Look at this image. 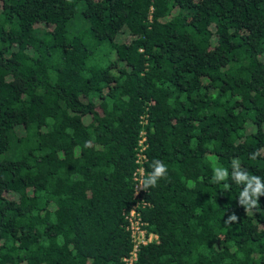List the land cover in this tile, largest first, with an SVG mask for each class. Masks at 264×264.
Here are the masks:
<instances>
[{"label":"trees","instance_id":"trees-1","mask_svg":"<svg viewBox=\"0 0 264 264\" xmlns=\"http://www.w3.org/2000/svg\"><path fill=\"white\" fill-rule=\"evenodd\" d=\"M140 115L134 264H264V0H0V264H124Z\"/></svg>","mask_w":264,"mask_h":264},{"label":"built area","instance_id":"built-area-1","mask_svg":"<svg viewBox=\"0 0 264 264\" xmlns=\"http://www.w3.org/2000/svg\"><path fill=\"white\" fill-rule=\"evenodd\" d=\"M138 122L140 127L132 157V202L126 210L122 211V218L124 220L123 227L128 234L130 242V248L127 253L121 256L124 264H134L140 245L156 239V234L146 229V221L142 219L141 215V208L148 205V201L143 197L144 190L140 187V180L145 175L144 161L146 160V154L144 148L146 146V135L143 127L146 123L145 115H140Z\"/></svg>","mask_w":264,"mask_h":264},{"label":"clouds","instance_id":"clouds-1","mask_svg":"<svg viewBox=\"0 0 264 264\" xmlns=\"http://www.w3.org/2000/svg\"><path fill=\"white\" fill-rule=\"evenodd\" d=\"M86 146H89L88 143L86 142ZM152 172L144 179L140 180V187L143 189H147L148 187H155L157 184L158 179L163 178L166 173H167V167L166 165L159 160H155L152 164ZM261 186L259 183H257L256 188L253 190L254 193H258L260 191ZM246 194V193H245ZM256 202L253 201V204ZM238 220V217L235 213L230 215L225 223H234Z\"/></svg>","mask_w":264,"mask_h":264},{"label":"rangeland","instance_id":"rangeland-1","mask_svg":"<svg viewBox=\"0 0 264 264\" xmlns=\"http://www.w3.org/2000/svg\"><path fill=\"white\" fill-rule=\"evenodd\" d=\"M119 38H121V39H126V38H127V35H126L125 33H121V34L119 35Z\"/></svg>","mask_w":264,"mask_h":264}]
</instances>
